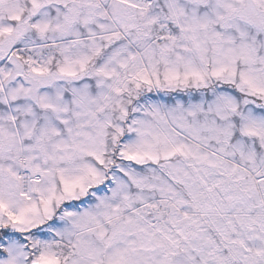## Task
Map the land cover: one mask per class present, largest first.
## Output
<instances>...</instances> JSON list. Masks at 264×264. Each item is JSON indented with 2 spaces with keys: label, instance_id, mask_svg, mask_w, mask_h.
<instances>
[{
  "label": "snow or ice",
  "instance_id": "6c2138e0",
  "mask_svg": "<svg viewBox=\"0 0 264 264\" xmlns=\"http://www.w3.org/2000/svg\"><path fill=\"white\" fill-rule=\"evenodd\" d=\"M0 264H264V0H0Z\"/></svg>",
  "mask_w": 264,
  "mask_h": 264
}]
</instances>
